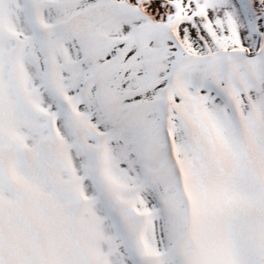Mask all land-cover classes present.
<instances>
[{
  "label": "snow or ice",
  "instance_id": "snow-or-ice-1",
  "mask_svg": "<svg viewBox=\"0 0 264 264\" xmlns=\"http://www.w3.org/2000/svg\"><path fill=\"white\" fill-rule=\"evenodd\" d=\"M0 264H264V0H0Z\"/></svg>",
  "mask_w": 264,
  "mask_h": 264
}]
</instances>
